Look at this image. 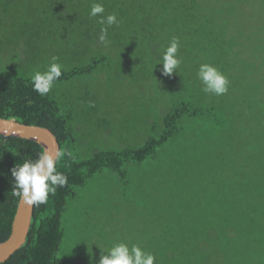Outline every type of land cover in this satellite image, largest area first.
I'll return each instance as SVG.
<instances>
[{"label": "trees", "instance_id": "trees-1", "mask_svg": "<svg viewBox=\"0 0 264 264\" xmlns=\"http://www.w3.org/2000/svg\"><path fill=\"white\" fill-rule=\"evenodd\" d=\"M93 3H102L104 16L115 13L119 21L108 27L109 44H98L96 34L107 25L97 19L95 46L55 50L51 56L65 71L46 96L33 90L32 66L22 63L19 73L0 72V118L51 131L65 153L57 170L67 176L47 204L34 206L25 243L1 264H67L59 256L69 231L64 215L104 171L119 178L115 189L123 196L132 192L131 177L137 173L134 186L154 200L158 233L141 246L155 255L154 264H264V61L255 48L264 42V0ZM236 13L240 16L233 17ZM243 20L251 30L235 25ZM174 38L180 41L182 64L177 73L163 76L159 63ZM245 43L251 52L245 56L238 50L236 57V47ZM256 52L254 59L250 55ZM203 63L228 78L227 93L210 94L209 101L203 96L202 104L177 97L192 88ZM108 73L113 76L106 82L121 79L129 88L139 86L142 75L143 82L154 81L163 101L169 98L158 123L136 131L139 145L123 135L117 147L105 143L97 149L87 141L89 136L111 139L105 133H112L109 124L121 125L118 108L86 86L88 77L104 80ZM191 125L202 129L200 134H188ZM41 153L34 141L0 135V243L11 233L19 201L12 194L11 169ZM230 174L238 179L232 181ZM108 222L95 225L109 228Z\"/></svg>", "mask_w": 264, "mask_h": 264}, {"label": "rangeland", "instance_id": "rangeland-1", "mask_svg": "<svg viewBox=\"0 0 264 264\" xmlns=\"http://www.w3.org/2000/svg\"><path fill=\"white\" fill-rule=\"evenodd\" d=\"M90 3L91 0H0V72L12 73L9 69L12 68L19 73L25 66L22 63L32 66L33 73L40 70L44 72L53 61L51 55L55 50L70 48L74 51L77 47L95 46L93 35L98 24L94 21L99 17L90 16ZM237 16L240 13L233 17ZM243 21L246 22H235V25H243L246 28L244 30H251L247 26L248 21ZM96 35L100 38L101 29ZM109 42L110 40L107 44ZM98 44L103 46L105 43L99 39ZM249 46L248 43L237 46L236 57L238 50L246 52L245 56H248L247 53L251 52ZM257 47L264 61V42L255 46ZM256 55L257 52L250 56L255 59ZM28 60L34 62L28 65ZM107 76L113 74H104V80H97L96 76L88 77L86 86L93 93L101 91L100 96L107 99L111 107L118 108L116 113L121 125L113 128L109 124L112 133H105L111 139L99 137L100 140L89 136L87 141L97 149L105 143L117 147L120 136L123 135L124 140L135 139V146L139 145L142 138L136 131L141 130L143 133L145 127L158 123L159 114L167 110L166 101L169 98L166 96L163 101L154 81L143 82L142 75L138 80L140 85L133 88H129L121 79L106 82ZM193 78L195 81L193 86L190 85L192 88L176 96L183 95L201 104L204 103L205 96V100L209 101L210 93L202 91L203 84L197 75ZM160 95L161 102L158 101ZM194 96L198 98L193 99ZM201 130H194L192 125L186 129L191 135L200 134ZM177 149L175 147L174 151ZM131 178L129 188L132 192L123 196L115 189L119 178L110 171H104L89 181L73 200L70 210L64 215L65 226L69 231L63 239L59 255L67 264H99L101 251L106 253L116 243L124 242L129 247L133 244L141 247L148 238H156L157 211L155 212V208L152 210L155 202L143 196L142 190L134 186L140 181L137 173L134 172ZM230 178L232 181L238 179L235 174H230ZM102 219L110 221L107 224L109 228L95 225V222Z\"/></svg>", "mask_w": 264, "mask_h": 264}, {"label": "clouds", "instance_id": "clouds-1", "mask_svg": "<svg viewBox=\"0 0 264 264\" xmlns=\"http://www.w3.org/2000/svg\"><path fill=\"white\" fill-rule=\"evenodd\" d=\"M105 8L102 3H93L90 9V16L99 17V23L107 25L101 29L100 41L108 43V27L118 24L119 21L115 13L104 16ZM180 41L178 38L172 39L162 56V75L171 76L177 73V69L182 64V59L178 53ZM53 57V61L44 72L36 71L31 76L33 90L41 96H46L55 87V82L60 79L65 71L64 66ZM198 79L203 84L202 91L216 96L227 93L229 87L228 78L215 66L203 63L199 66ZM61 151L49 153L44 151L35 160H25L22 164H16L12 169L14 185L12 194L20 203L29 208L47 204L50 195H55L58 187L67 184V176L57 170V163L64 157ZM99 247L98 244L94 243ZM100 248V247H99ZM156 257L154 254L146 252L139 245L133 244L131 247L127 243L120 242L112 245L106 253L101 251L99 264H154Z\"/></svg>", "mask_w": 264, "mask_h": 264}, {"label": "water", "instance_id": "water-1", "mask_svg": "<svg viewBox=\"0 0 264 264\" xmlns=\"http://www.w3.org/2000/svg\"><path fill=\"white\" fill-rule=\"evenodd\" d=\"M0 135L34 141L42 147V153L47 151L54 155L55 152L60 151L55 135L47 128L40 126L27 125L12 119L0 118ZM33 212L34 206L29 208L18 201L12 221L11 233L6 241L0 243V264L6 262L25 243Z\"/></svg>", "mask_w": 264, "mask_h": 264}]
</instances>
